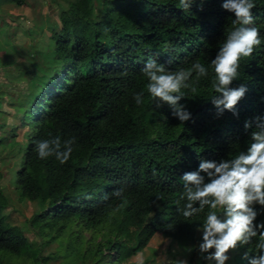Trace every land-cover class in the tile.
Here are the masks:
<instances>
[{
    "label": "trees",
    "instance_id": "trees-1",
    "mask_svg": "<svg viewBox=\"0 0 264 264\" xmlns=\"http://www.w3.org/2000/svg\"><path fill=\"white\" fill-rule=\"evenodd\" d=\"M62 1L66 8L47 34L58 65L46 69L39 91L17 122L1 125L14 140L23 138L15 186L20 200L39 206L29 225L54 232L51 239L68 227L87 230L80 264H120L144 250L156 232L188 240V264H205L193 261L203 214L185 220L176 211L180 176L196 170L201 159L218 161L246 150L245 121L264 116V0H254L252 10L261 45L241 61L238 80L231 85L247 88L236 106L238 116L225 111L217 118L210 101V69L195 93L182 89L185 99L180 103L191 113L184 124L173 117L170 106L155 107L141 68L149 58L169 71L197 61L209 66L234 19L222 9L223 0L202 5L196 0L188 11L179 0ZM20 65L14 67L17 74L34 76L33 69ZM141 91L145 103L137 106L133 95ZM50 134L62 141L75 138L67 164L54 157L38 159L35 143ZM119 188L124 197L111 196ZM7 204L0 190V264H47L50 256L41 255L18 225L7 222L2 213ZM254 243L241 249V255L255 254ZM151 263L144 258L140 264Z\"/></svg>",
    "mask_w": 264,
    "mask_h": 264
},
{
    "label": "clouds",
    "instance_id": "clouds-1",
    "mask_svg": "<svg viewBox=\"0 0 264 264\" xmlns=\"http://www.w3.org/2000/svg\"><path fill=\"white\" fill-rule=\"evenodd\" d=\"M204 2L200 0L201 5ZM195 3L196 0H179L185 11ZM255 7L254 0H223L222 9L234 19L209 66L197 61L188 68L169 71L156 59L149 58L144 63L141 73L147 81L146 92L157 109L166 104L182 124L189 121L191 113L180 103L185 99L182 89L195 93L196 85L201 78L209 76L211 69L214 94L210 101L217 118L225 111L238 116L236 106L245 97L247 88L231 85L238 80L241 61L251 57L261 45L260 31L253 26ZM144 97L145 92L141 91L133 95V100L142 106ZM244 130L249 137L246 150L218 161L201 159L196 170L180 176L182 193L175 201L176 211L185 220L203 214L196 228L201 237L196 249L198 258L205 264H228L232 254L253 242L255 254L245 251L241 259L248 264H264V220H258L264 215V116L246 120ZM75 143L74 137L62 141L61 137L50 134V138L35 143V152L40 160L54 157L60 165H65ZM111 196L123 198L124 189H115ZM169 264H188V261L179 259Z\"/></svg>",
    "mask_w": 264,
    "mask_h": 264
},
{
    "label": "rangeland",
    "instance_id": "rangeland-1",
    "mask_svg": "<svg viewBox=\"0 0 264 264\" xmlns=\"http://www.w3.org/2000/svg\"><path fill=\"white\" fill-rule=\"evenodd\" d=\"M25 1L24 6H18L0 0V126L17 122L24 107L39 91L38 85L43 82L46 69L58 65L51 55L47 34L50 27H57L59 14L66 8V3L62 0ZM95 1L100 4V0ZM16 63H20L23 69H33L34 76L28 78L22 72L17 74ZM5 126L0 127V190L7 197L8 204L2 213L8 223L20 227L28 242L40 249L41 255L50 256L47 264H80L79 253L85 249L83 239L89 237L87 230L72 226L51 239L50 234L54 232L46 234L29 225V219L38 212L39 206L35 202L20 200L15 186V171L20 166L23 138L18 135L14 140ZM200 238L198 233L193 254L196 263L200 260L196 249ZM190 247L186 239L172 240L156 232L144 250L120 264H140L144 258L152 259L151 264L187 260ZM241 256L240 250L232 254L228 264H243Z\"/></svg>",
    "mask_w": 264,
    "mask_h": 264
},
{
    "label": "crops",
    "instance_id": "crops-1",
    "mask_svg": "<svg viewBox=\"0 0 264 264\" xmlns=\"http://www.w3.org/2000/svg\"><path fill=\"white\" fill-rule=\"evenodd\" d=\"M147 246H148V244H147ZM147 246H146V247H147Z\"/></svg>",
    "mask_w": 264,
    "mask_h": 264
}]
</instances>
